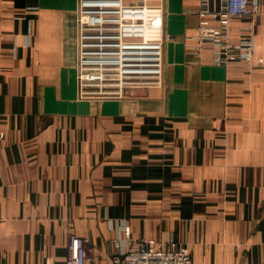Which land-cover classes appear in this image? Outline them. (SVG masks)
I'll use <instances>...</instances> for the list:
<instances>
[{
    "label": "crops",
    "instance_id": "1",
    "mask_svg": "<svg viewBox=\"0 0 264 264\" xmlns=\"http://www.w3.org/2000/svg\"><path fill=\"white\" fill-rule=\"evenodd\" d=\"M163 1L162 32L196 35L199 0ZM77 13L78 0H0V264H65L69 234L112 264L124 224L133 244L172 240L193 264H264V110L220 128L227 81L208 50L187 66L185 50H164L161 92L80 98ZM250 26L232 20L233 41Z\"/></svg>",
    "mask_w": 264,
    "mask_h": 264
},
{
    "label": "built area",
    "instance_id": "2",
    "mask_svg": "<svg viewBox=\"0 0 264 264\" xmlns=\"http://www.w3.org/2000/svg\"><path fill=\"white\" fill-rule=\"evenodd\" d=\"M82 1L79 0L78 22L79 38L84 41L83 38L90 36L89 29L98 23L85 19L90 16L87 14ZM146 1L148 0H138V3L134 4L136 6H128L127 9L137 11L143 16L145 11L150 10L146 8ZM152 10L155 12L147 15L146 24L139 23L138 19H133V16L128 19L126 24L131 25L137 22L140 29L147 26L155 33L162 27L161 10L159 8ZM260 13V0H199L198 23L195 28L196 37L202 44V48L210 52L212 64L227 66L234 62L250 63L253 61L255 44L252 31ZM97 18L99 17L97 16ZM244 18L250 21L251 26L244 28V36L239 41L234 42L231 36V21ZM103 32L109 33V29H105ZM150 43L153 44V58L144 61L140 69L142 73L137 76L126 75L120 67L116 66L91 65L89 61L95 58L89 55L86 50H78L77 79L81 90L89 85L88 82H93L94 86L100 89L99 92L103 88L121 87L124 81L130 85H160L162 78V40L158 36L156 41L151 39ZM258 61L261 62V60ZM120 92V89L116 92L106 90L103 95ZM81 93L88 95L85 91ZM2 139L3 134L0 133V140ZM120 232L124 234V244L121 246L120 243L114 242L118 251L112 256V264H193L190 254L172 240L164 244L155 240H141L139 243L133 244L130 242L129 226L122 225ZM65 264H94L87 255L85 241L81 237L74 234L68 236Z\"/></svg>",
    "mask_w": 264,
    "mask_h": 264
},
{
    "label": "rangeland",
    "instance_id": "3",
    "mask_svg": "<svg viewBox=\"0 0 264 264\" xmlns=\"http://www.w3.org/2000/svg\"><path fill=\"white\" fill-rule=\"evenodd\" d=\"M125 2V1H124ZM133 3H138V0H135ZM129 3V4H133ZM147 6H151L153 8H160L161 9V18L163 17L164 10H163V0H148L146 1ZM78 18H79V12L77 13V23L78 24ZM259 17L256 19L255 24L257 25ZM238 20H246L251 25L250 21L246 18L244 19H238ZM254 24V25H255ZM255 25V26H256ZM76 40H75V49L77 50V60H78V50H80V38L78 36V26L76 27ZM163 28V26L161 27ZM255 28H253L252 34L254 37V44H255V52H254V59L250 63L245 62H234L227 66H217L210 63V67L214 68L217 71L223 72L224 77L223 80H226L224 87L221 91V104H220V112L223 114L221 116L220 121V128L223 129L225 126V122L228 120V114L234 111L244 110L245 106L248 110L253 112H258L260 110H264V103H257L259 102L260 95H264V87L260 88L258 85H256L255 81H257L256 77L252 76L249 77L248 74H253L252 71H260L264 69V60L262 58L257 57L256 58V50H264V44L262 45L261 42L256 45V34L254 31ZM162 31V29H161ZM244 36V32L242 33ZM242 36V37H243ZM162 39V78H161V84L160 85H153V86H146V85H130L127 84L126 81H124V84L121 87H115L110 89H104L102 91L98 87L94 86L93 82H88L89 85L83 87L81 90L79 80L77 79V87L79 92V97L82 99L89 98V99H101V100H108V99H122L126 96H145L149 90H156L158 92H161L164 88V70H165V57H163V51L164 50H185V56L184 59H182L181 62L184 63L185 66L187 64H197L205 63L207 61H204L203 59H200L203 54L205 53V48H202V44L198 41L196 35H191L188 38L178 39L174 37L167 36L164 32L161 34ZM126 42H132L133 40L125 39ZM258 60H261L259 62ZM172 61V60H171ZM208 64V63H206ZM209 65V64H208ZM217 66V67H216ZM126 69H124L125 71ZM247 74V76H245ZM127 75V74H126ZM225 78V79H224ZM246 80L245 85L238 86L241 87V89L236 90L235 87L232 84H241ZM242 81V82H241ZM86 83V84H88ZM224 83V82H223ZM244 84V83H243ZM120 89V93L112 94V95H103L106 90H112L113 92L118 91ZM87 92L88 95H83L81 92ZM197 91V90H196ZM194 90L193 96L196 97L197 94H202L201 92H196ZM243 94H249L252 97L246 101V103L243 102L242 99H238L235 96L237 95H243ZM204 96H207V94H202ZM259 98V99H258ZM202 99V97H201ZM199 104V106L203 105L202 102H196L195 99L191 103H189V106L195 107ZM261 105L263 107L261 108ZM3 134V132H0ZM4 139V134H3ZM2 139V140H3ZM1 141V140H0ZM70 235V234H69ZM145 240H153V239H145ZM158 241V240H155ZM184 248V247H181ZM185 249V248H184ZM188 253L189 251L185 249ZM190 254V253H189ZM191 256V254H190Z\"/></svg>",
    "mask_w": 264,
    "mask_h": 264
},
{
    "label": "bare ground",
    "instance_id": "4",
    "mask_svg": "<svg viewBox=\"0 0 264 264\" xmlns=\"http://www.w3.org/2000/svg\"><path fill=\"white\" fill-rule=\"evenodd\" d=\"M82 3L87 14L93 16L85 19L98 23L89 29L91 32L89 37L83 38L84 41L80 38V50H86L95 58L91 59L89 64L120 67L123 73L130 76L142 73L140 69L144 61L153 58L154 49L150 40L156 41L158 36L161 38L162 28L154 33L147 26L140 29L137 22L131 25L126 22L133 16V19H138L139 23L146 24L147 15L155 12L152 10L153 7L146 6L150 10L145 11L141 16L137 11L127 9L128 6H136L134 4L137 3L126 4L124 0H83ZM77 26L79 36V22ZM105 29H109V33H104ZM125 39L133 41L126 42Z\"/></svg>",
    "mask_w": 264,
    "mask_h": 264
}]
</instances>
